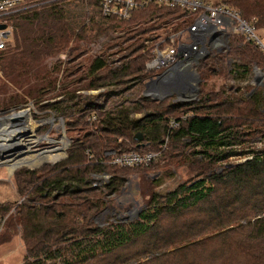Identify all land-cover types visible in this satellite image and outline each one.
Masks as SVG:
<instances>
[{"label":"trees","instance_id":"trees-1","mask_svg":"<svg viewBox=\"0 0 264 264\" xmlns=\"http://www.w3.org/2000/svg\"><path fill=\"white\" fill-rule=\"evenodd\" d=\"M47 1L33 8L45 6ZM77 1L87 6L100 2ZM227 1L246 20L255 19L256 28L264 27V0ZM182 16L180 8L154 1L135 7L125 19L102 15L108 20L106 32L123 30L113 38L122 55L109 59L96 55L85 76H79L81 80L88 78L85 86L78 88L98 89L125 84L132 78L144 87L150 41L162 28L183 26L186 19L181 20ZM12 33L16 38L13 49L0 53V82L12 79L19 87L20 79L14 80L15 76L33 63L17 32ZM239 39L232 51L264 67V50L243 35ZM72 50H77L76 57L84 49L71 47L67 56ZM223 57L217 52L200 58V80L217 74ZM116 59L119 62L115 64ZM39 70L48 73L43 67ZM45 75L33 73L37 79ZM55 80L56 76L48 77L46 83L53 88ZM22 81L25 84L24 78ZM201 85L198 98L192 100L172 101L170 96L153 99L143 93L126 106L100 109L89 99L77 114L67 104L76 95L74 88L64 90L62 85L64 96L45 104L63 112L67 125H88L91 129L71 139L63 159L14 171L23 198L15 205L0 200V219L4 218L2 230L5 227L8 231L5 238L20 232L22 264H264V145L249 149L241 160L223 162L237 152L233 144L256 135L264 141L262 91L258 87L244 97L240 93L224 97L222 89L205 90ZM141 110V116H133ZM91 115H95L93 120ZM171 119L177 121L172 127ZM137 131L143 135L141 140L134 138ZM25 137L16 138L27 140ZM163 144L158 160L177 164L188 159L187 167L194 175L164 193L152 192L149 203L133 218L100 224L97 216L107 202L103 184H93V175L109 173L104 184L115 189L125 178L122 170L155 161L122 166L108 162L113 154L158 149Z\"/></svg>","mask_w":264,"mask_h":264},{"label":"rangeland","instance_id":"rangeland-1","mask_svg":"<svg viewBox=\"0 0 264 264\" xmlns=\"http://www.w3.org/2000/svg\"><path fill=\"white\" fill-rule=\"evenodd\" d=\"M210 1L230 4L227 0ZM46 3L45 6H38L21 13L17 18L18 25L17 21L14 25L13 31L17 32L18 39L21 40V45L26 47L29 61L33 64L15 76L14 80L20 79L19 87H16L15 83L11 81L12 79L5 78L0 82V136L4 143L2 147H16L10 150L8 155H0L2 162H0V200L10 201L12 205L23 198L14 179V171L17 168H38L43 164L63 159L67 156V147L71 139L81 134L85 129H91L88 125H67L65 123L67 116L45 103L62 98L65 89L72 91L71 89L74 88L76 95L73 94V99L68 100L67 104L71 111L77 114L86 105V100L90 99L100 109L114 107V104L115 107L126 106L129 104V100L138 98L145 89V85L141 87L135 82L136 78L128 80L125 84H108L98 89L78 88L85 86L88 78L84 77L81 80L79 76H85L87 66L96 55H105L108 59L122 55L119 45L114 44L116 40L113 38L122 34L123 30L106 32L104 28L107 26L108 20L102 17L96 5L87 6L77 0L59 2L48 0ZM189 18L184 14L181 20L186 19L185 21H187ZM168 32H170L169 27L162 28L157 33L163 37ZM256 33L264 43V27L257 28ZM241 36L237 33L230 34L223 44L207 48L205 54L217 52L224 54L222 59L224 66L218 64L217 74L205 80L199 79L198 91L193 99L198 98L200 82H202L201 87L205 90L222 89L224 97L238 96L239 93L244 97L258 87L264 97L263 64L249 61L247 58H240L232 51V46L239 42ZM12 39L10 46L16 43L15 34L12 35ZM150 42L152 44L153 40ZM74 46L78 50H84L76 57L74 55L77 50H72L71 54L67 56V51H70V48ZM118 62L119 59H116L113 63ZM41 67L48 70L46 75L44 71L39 70ZM255 67L259 68L261 73H257ZM62 70H65V74H62ZM74 70L76 71L74 72ZM34 71H39V75L45 76L37 79L33 77ZM255 75H261L259 81L254 82ZM53 76H56V82L55 86L51 88L46 81L48 77L50 79ZM22 78H24L25 84ZM39 85L46 89L38 90ZM62 85L65 86L64 90H62ZM74 86L78 89H75ZM11 93L13 94L9 100ZM68 94L70 95L69 92ZM168 96L172 101H186L175 99L174 93ZM261 108L264 110V98ZM132 114L141 116L143 110ZM20 135H25V138L29 139V145L16 138ZM53 138L57 141H54ZM56 144L63 145V155L55 161L42 163L43 157H46L43 153L39 155L42 148L52 145V148L57 149L58 153L63 152V149ZM263 145L264 141L258 135L252 136L248 141L237 142L233 144V149L237 152L230 154L223 162L241 160L246 157L249 149H259ZM242 151L245 152L242 153ZM25 162L37 165L22 164ZM187 162L188 159H185L177 164H167L166 161H159L157 158L148 166L122 170L125 178L115 189L110 190L109 184L105 185L104 182H101L104 199L107 203L97 216V220L102 224L107 220L133 218L142 207L149 203L152 192L164 193L194 175L187 167ZM13 167L15 168L12 171ZM114 185L116 186V184ZM7 235L8 231L4 227L0 231V264H22L24 245L20 232L10 238H5Z\"/></svg>","mask_w":264,"mask_h":264},{"label":"built area","instance_id":"built-area-1","mask_svg":"<svg viewBox=\"0 0 264 264\" xmlns=\"http://www.w3.org/2000/svg\"><path fill=\"white\" fill-rule=\"evenodd\" d=\"M41 1L0 0V53L13 49L10 44L12 43L14 18L25 10L37 6ZM148 1L178 7L182 10L183 15H188L190 18L182 28L173 29L172 26H169L170 32L166 36H157L153 39L149 57L145 62V68L149 73L146 81L155 78L164 69L175 65L181 68L188 64L197 70L199 60L204 56L207 48L223 44L230 34L237 33L243 35L246 40L252 39L264 50V43L256 33L257 28L253 22L255 19L246 20L238 9L224 2L210 0H100L97 9L101 15H113L125 19L129 17L135 7L142 6ZM255 76L253 77L254 82L256 81ZM94 117L95 115H91L90 120ZM169 124L172 127L177 124V121L171 119ZM164 147L165 144L158 149L145 151L133 149L113 154L108 162L122 166L148 164L160 156ZM108 178L109 173L107 172L95 173L92 182L93 184L105 183ZM3 226L4 218L0 219V231Z\"/></svg>","mask_w":264,"mask_h":264},{"label":"water","instance_id":"water-1","mask_svg":"<svg viewBox=\"0 0 264 264\" xmlns=\"http://www.w3.org/2000/svg\"><path fill=\"white\" fill-rule=\"evenodd\" d=\"M186 65L187 66L181 68L178 65H175L164 69L155 78L145 82L143 93L150 95L155 99H162L171 93H174L175 99L178 100H190L195 98V94L198 91L200 76L197 70L188 64ZM260 76L261 75H256L255 80L259 81ZM1 137L2 136H0V155H8V152L16 147H2L4 143L1 141ZM134 138L141 140L143 135L140 131H137L134 134ZM15 167L12 168V171Z\"/></svg>","mask_w":264,"mask_h":264},{"label":"bare ground","instance_id":"bare-ground-1","mask_svg":"<svg viewBox=\"0 0 264 264\" xmlns=\"http://www.w3.org/2000/svg\"><path fill=\"white\" fill-rule=\"evenodd\" d=\"M256 72L257 73H261V71L259 70V69H257L256 68ZM22 114H24V112H21ZM24 129V128H23ZM48 138H50V137H48ZM54 139V138H53ZM19 141H22V142H25L26 144H28L29 143V139H27V140H19ZM54 141H57V140H55L54 139ZM29 145V144H28ZM56 145H58V147H61V149H64V147H63V145H61V144H56ZM43 150H41L40 151V153H39V155H41L42 153H43V155L44 156H46V157H43V161H42V163L44 162V161H55V160H57V159H59L62 155H63V153L62 152H60V153H58L56 150L57 149H53L52 148V145H50L49 147H44V148H42ZM27 163V162H26Z\"/></svg>","mask_w":264,"mask_h":264}]
</instances>
